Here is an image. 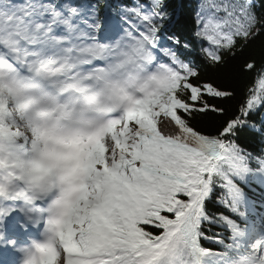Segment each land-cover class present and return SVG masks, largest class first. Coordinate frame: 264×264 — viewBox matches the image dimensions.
<instances>
[{"label":"snow or ice","instance_id":"1","mask_svg":"<svg viewBox=\"0 0 264 264\" xmlns=\"http://www.w3.org/2000/svg\"><path fill=\"white\" fill-rule=\"evenodd\" d=\"M97 8L0 0V218L22 201L54 241L30 264H264V0H199L185 42L165 0ZM236 60L229 116L201 71Z\"/></svg>","mask_w":264,"mask_h":264},{"label":"trees","instance_id":"2","mask_svg":"<svg viewBox=\"0 0 264 264\" xmlns=\"http://www.w3.org/2000/svg\"><path fill=\"white\" fill-rule=\"evenodd\" d=\"M132 0H80L79 3L85 6L98 5L97 11L102 18L106 12H114L116 7L120 3H131ZM167 4V10L171 17L170 22L166 21L165 27L169 29L170 33H174L182 42L188 41L191 39V34L194 29V17L197 10L199 0H165ZM264 40V38H261ZM261 41H257L252 48L247 51H255L257 54L256 58L258 59L260 52ZM180 53L182 56L188 55V53L181 49ZM192 56L199 57V48L195 47L191 52ZM240 60L230 61L224 69H206L202 67L201 78L202 80H211L216 84H219L221 87L229 88L234 92V98L227 101L223 106L228 110V115H233L237 107L239 106L241 100L245 95L246 89L251 84V78L241 73L239 69ZM214 117H206L201 120L197 117V120L194 121V124L205 131H211L214 128ZM239 142L242 146L248 147L252 151H257L260 148L259 137L253 138L250 133H242L239 137ZM260 191L261 195H264V190L259 185L253 183ZM256 202L259 207L263 204L262 197H257ZM211 208V206H210ZM261 208V207H260ZM214 210V209H213ZM213 231H219V229L213 227ZM204 247L215 248L202 243Z\"/></svg>","mask_w":264,"mask_h":264},{"label":"clouds","instance_id":"3","mask_svg":"<svg viewBox=\"0 0 264 264\" xmlns=\"http://www.w3.org/2000/svg\"><path fill=\"white\" fill-rule=\"evenodd\" d=\"M3 218V217H2ZM3 220L0 219V227H2ZM23 227V225H22ZM42 242L31 240L29 245L21 246L16 251L21 253V264H30V261L34 258L33 254L38 253L40 250L53 246L54 241L51 234L47 231V226L41 232ZM0 240H3V233L0 232Z\"/></svg>","mask_w":264,"mask_h":264},{"label":"bare ground","instance_id":"4","mask_svg":"<svg viewBox=\"0 0 264 264\" xmlns=\"http://www.w3.org/2000/svg\"><path fill=\"white\" fill-rule=\"evenodd\" d=\"M16 206L20 207L19 203H17Z\"/></svg>","mask_w":264,"mask_h":264}]
</instances>
